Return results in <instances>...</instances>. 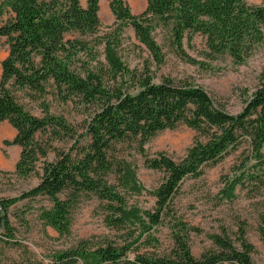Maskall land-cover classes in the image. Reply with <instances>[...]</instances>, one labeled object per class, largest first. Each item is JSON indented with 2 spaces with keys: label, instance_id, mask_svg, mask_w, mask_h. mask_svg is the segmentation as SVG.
<instances>
[{
  "label": "trees",
  "instance_id": "16d2710c",
  "mask_svg": "<svg viewBox=\"0 0 264 264\" xmlns=\"http://www.w3.org/2000/svg\"><path fill=\"white\" fill-rule=\"evenodd\" d=\"M79 1L0 0V12L7 8L11 14L0 25V36L7 44V55L0 61V122L7 121L15 130L6 144L20 149L13 173L26 177L41 170L35 186L0 199L5 237L12 236L8 208L19 201L47 197L51 205L42 209L39 220L63 235L69 231L74 204L90 194L102 203L105 225L122 231L120 241L80 240L55 252L54 264H255L253 246L243 229L237 245L224 233L210 235L213 248L195 257L188 243L194 229L170 212L182 179L199 176L204 165L220 161L243 141L248 143L253 165L264 169V72L245 106L232 114L198 84L169 76L154 81L148 70H129L110 41L104 42V63L97 61L95 67L79 71L74 56L86 45L71 34L97 31L99 0H86L84 7ZM109 8L115 20L132 26L136 40L157 63L161 52L151 37L155 26L168 30L181 53L185 32H197L204 36L210 53L227 54L234 61H242L255 43L264 42V5L244 0H146L139 14H132L124 0H110ZM48 89L63 101L78 97L89 112L80 133L47 108L42 117L31 114L16 96L18 90L42 96ZM180 124L198 133L180 160L164 153L146 157L143 147L151 137ZM44 132L69 147L58 150L43 145L37 135ZM125 143H135L144 164L164 174L158 186L148 191L154 198L151 210L127 199L145 189L135 166L118 149ZM48 151L54 152L53 160H47ZM243 178L241 171L226 180L223 198L232 199ZM168 216L171 246L162 253L155 250L158 239L152 231ZM259 232L264 242V217Z\"/></svg>",
  "mask_w": 264,
  "mask_h": 264
},
{
  "label": "rangeland",
  "instance_id": "374dc122",
  "mask_svg": "<svg viewBox=\"0 0 264 264\" xmlns=\"http://www.w3.org/2000/svg\"><path fill=\"white\" fill-rule=\"evenodd\" d=\"M109 1L99 0V26L94 34H71L83 40L86 45V50L74 56L73 65L79 71L95 67L97 61L104 63V42L110 41L121 62L129 70H148L154 81L160 76H169L198 84L232 114L241 111L258 88L264 72V42L255 43L242 61H234L227 54L210 53L204 36L197 32H185L181 53L173 45L168 30L155 26L151 37L161 52V62L157 63L146 47L136 40L132 26L126 21L115 20ZM124 1L132 14H139L146 6V0ZM244 1L250 5H264V0ZM79 2L83 7L86 4V0ZM10 17L9 10L3 8L0 12V25ZM6 55V40L0 36V61ZM16 96L31 114L42 117V110L47 108L48 113L62 117L79 133L88 117L89 112L82 107L78 97L63 101L51 89L36 97H31L27 91L18 90ZM14 136L15 130L10 124L7 121L0 122V199L16 196L39 181L40 169L26 177L13 173L20 149L17 145L6 144V141H11ZM197 136L195 130L183 124L173 129H164L144 144V153L146 157L164 153L178 161ZM37 138L43 145H52L58 150L69 147L67 142L51 139L48 132L39 133ZM118 149L135 166L139 183L145 189L139 195L128 197L129 203L151 210L154 198L148 191L162 181L163 172L144 164L145 158L136 152L135 143L119 145ZM249 155L248 143L243 141L220 161L204 165L199 176H187L179 184L171 200L170 215L194 229L189 232L188 243L195 257L213 248L210 235L224 233L237 245L239 230L243 229L246 239L253 246L252 261L264 264V242L259 232L264 217V169L254 166L255 161ZM53 159L54 152L48 151L47 160ZM241 171H244L243 185L236 186L232 199L223 198V184ZM50 205L47 197L39 196L19 201L8 208L12 236L5 237L6 229L0 226V264H54L55 252L73 247L80 240L99 243L105 237L115 241L121 239L122 231L112 230L103 222L102 203L94 195L79 197L71 210L69 231L63 235L39 220L42 209ZM170 221L171 216H168L165 223L152 231L158 239L155 249L158 252L165 253L171 246L167 226ZM143 249L154 250L147 247Z\"/></svg>",
  "mask_w": 264,
  "mask_h": 264
}]
</instances>
